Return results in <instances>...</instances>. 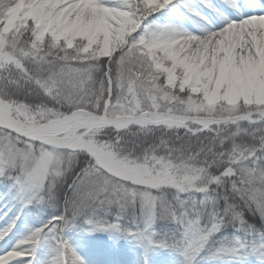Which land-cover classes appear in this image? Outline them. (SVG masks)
Masks as SVG:
<instances>
[{
	"label": "snow or ice",
	"instance_id": "obj_1",
	"mask_svg": "<svg viewBox=\"0 0 264 264\" xmlns=\"http://www.w3.org/2000/svg\"><path fill=\"white\" fill-rule=\"evenodd\" d=\"M71 231L264 264V0H0V264Z\"/></svg>",
	"mask_w": 264,
	"mask_h": 264
},
{
	"label": "trees",
	"instance_id": "obj_2",
	"mask_svg": "<svg viewBox=\"0 0 264 264\" xmlns=\"http://www.w3.org/2000/svg\"><path fill=\"white\" fill-rule=\"evenodd\" d=\"M157 230L159 231V229ZM66 236L79 256H91L106 260L114 257L128 263L134 259L139 260V257L144 253V250L135 241L123 237H110L103 232L71 231ZM147 254L153 259L155 258L160 264H170L171 261L180 259L177 254L168 249L157 248L149 251Z\"/></svg>",
	"mask_w": 264,
	"mask_h": 264
},
{
	"label": "rangeland",
	"instance_id": "obj_3",
	"mask_svg": "<svg viewBox=\"0 0 264 264\" xmlns=\"http://www.w3.org/2000/svg\"><path fill=\"white\" fill-rule=\"evenodd\" d=\"M41 252L39 253V256H40ZM149 258H148V263L149 264H160L157 262V260L152 257H150V255H148ZM81 258H83L85 261H86V264H126L125 262H121L119 259L117 258H114V257H111L109 261H106L105 259H101V258H98V259H91L89 257H86V256H81ZM173 262V263H171ZM170 264H180V259L179 260H175V261H171ZM127 264H140L139 260L135 259V260H131L129 263Z\"/></svg>",
	"mask_w": 264,
	"mask_h": 264
},
{
	"label": "bare ground",
	"instance_id": "obj_4",
	"mask_svg": "<svg viewBox=\"0 0 264 264\" xmlns=\"http://www.w3.org/2000/svg\"><path fill=\"white\" fill-rule=\"evenodd\" d=\"M39 258L40 259H43L44 258V252L43 251H41V254H40Z\"/></svg>",
	"mask_w": 264,
	"mask_h": 264
}]
</instances>
